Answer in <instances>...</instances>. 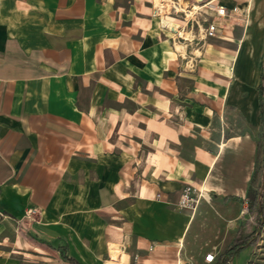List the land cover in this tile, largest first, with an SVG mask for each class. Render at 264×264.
Listing matches in <instances>:
<instances>
[{
    "label": "crops",
    "instance_id": "obj_1",
    "mask_svg": "<svg viewBox=\"0 0 264 264\" xmlns=\"http://www.w3.org/2000/svg\"><path fill=\"white\" fill-rule=\"evenodd\" d=\"M214 1L247 20L238 47L231 24L205 40L199 0H0V215L39 214L80 264H215L239 227L207 252L202 232L238 225L255 170L261 70L235 61L264 60V15Z\"/></svg>",
    "mask_w": 264,
    "mask_h": 264
},
{
    "label": "rangeland",
    "instance_id": "obj_2",
    "mask_svg": "<svg viewBox=\"0 0 264 264\" xmlns=\"http://www.w3.org/2000/svg\"><path fill=\"white\" fill-rule=\"evenodd\" d=\"M245 5L246 9L248 8V10L250 11V25L251 23L261 24V19L257 22L255 21V10L258 11L259 18L261 17L260 15H264V0H248L247 4H243V8H245ZM189 9L191 8H188V10ZM178 14L180 15V13ZM196 18L203 24L204 27H206L211 21L210 18L202 14L197 15ZM235 18H237L238 21H234L233 19L228 21H221H223L224 26H227V29L229 28V24L234 25V36L231 39L236 44L241 38H243L242 36L244 34V28H242V32H240L237 30V25L239 23H244L245 25L247 23V20L242 16H235ZM194 29L195 31H200V26L196 22ZM224 37L225 36H222L218 39L205 38V40L209 42H216L218 40L226 41ZM223 45L230 47L232 46L227 43ZM252 48H254L255 50V45H252ZM248 49H250V47L248 48V46L245 45L244 51L246 50L245 52H248ZM223 51L229 50L223 49ZM245 52H240L238 54V58L236 59L235 64L236 66L237 64H241L243 70H245L246 73L250 72L249 75H251V79L253 81L257 75L258 70H261L262 67L263 61L260 63L261 53L258 50L255 53H252L250 51L249 55L245 54ZM194 55H200V53L198 54V52L195 51ZM194 61H196V59H194ZM245 93L247 94L248 92H244V94ZM239 120L241 121L240 129L244 130L246 128L245 120L235 113L233 121L238 126ZM249 130L252 132L251 134L255 139L262 142V156L257 167L258 179L261 180L262 176L264 175V123L261 121V123L258 124L256 128L249 127ZM248 169L249 168L246 169L245 174L247 173ZM247 209V201L245 199L238 203V210L242 212V215L238 220V225L235 226V228H233L232 230L227 229L225 231H221V229L218 230L212 224L207 226L203 230L201 235V241L204 244L207 243L204 246V252L211 250L212 244H215L217 242L220 243L222 241V238H224V240L226 238H231L233 235H235L238 227L242 228L244 234H248L250 231H252L257 223L256 221L251 223L252 219L254 218V214L248 213ZM229 210L230 212H234L231 216L234 217L238 215L237 212L235 213V206L230 207ZM38 216L39 214H35V212H32V210H30L28 214H25L23 216L0 215V264H68L62 262L59 259L60 254L58 253L57 248L60 245L57 244L55 247H49L47 244L40 243L33 238L34 233H42V231L37 229L35 226V224H38L40 223L39 221H41ZM215 233H217V236ZM240 255L241 256H238L230 261L229 264H264V227L258 244L248 248ZM215 264H217V262Z\"/></svg>",
    "mask_w": 264,
    "mask_h": 264
},
{
    "label": "trees",
    "instance_id": "obj_3",
    "mask_svg": "<svg viewBox=\"0 0 264 264\" xmlns=\"http://www.w3.org/2000/svg\"><path fill=\"white\" fill-rule=\"evenodd\" d=\"M258 93L260 101L261 119L264 123V60L260 72ZM261 156L262 142L259 140L257 142V157L255 162V170L249 182V187L246 195L248 208L247 212L250 214H254V218L252 219L251 223L256 221L257 224L255 228L248 234H244L242 228L239 227L232 242L219 256L217 264H228L231 260L240 256V254L247 248L254 246L259 242L264 227V175L262 176L261 180H259L257 174V167L260 162ZM51 246H53V244H51ZM57 249L59 250L62 259L67 263L80 264L78 260L68 255L66 245H60Z\"/></svg>",
    "mask_w": 264,
    "mask_h": 264
},
{
    "label": "built area",
    "instance_id": "obj_4",
    "mask_svg": "<svg viewBox=\"0 0 264 264\" xmlns=\"http://www.w3.org/2000/svg\"><path fill=\"white\" fill-rule=\"evenodd\" d=\"M202 6L204 7V10L201 12L211 19L205 30L206 36L210 38L226 36L227 26H222L220 24V20L230 18L233 14H237L239 7H233L229 9V7L217 3L214 0H204ZM200 198L201 195L199 194L197 196L195 188L191 185H188L182 191L178 206L180 209H195V207L200 202ZM205 261L207 263L215 262L216 255L213 253H208L205 256Z\"/></svg>",
    "mask_w": 264,
    "mask_h": 264
},
{
    "label": "bare ground",
    "instance_id": "obj_5",
    "mask_svg": "<svg viewBox=\"0 0 264 264\" xmlns=\"http://www.w3.org/2000/svg\"><path fill=\"white\" fill-rule=\"evenodd\" d=\"M199 8L200 7L198 5H195L194 8H193V10H192V13L193 14L196 13L199 10Z\"/></svg>",
    "mask_w": 264,
    "mask_h": 264
},
{
    "label": "water",
    "instance_id": "obj_6",
    "mask_svg": "<svg viewBox=\"0 0 264 264\" xmlns=\"http://www.w3.org/2000/svg\"><path fill=\"white\" fill-rule=\"evenodd\" d=\"M199 1L201 2V1H204V0H199Z\"/></svg>",
    "mask_w": 264,
    "mask_h": 264
}]
</instances>
